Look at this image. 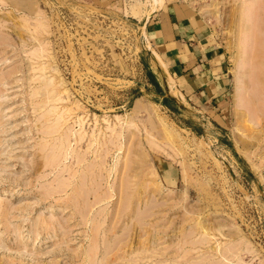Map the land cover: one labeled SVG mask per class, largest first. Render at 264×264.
<instances>
[{
	"label": "rangeland",
	"instance_id": "374dc122",
	"mask_svg": "<svg viewBox=\"0 0 264 264\" xmlns=\"http://www.w3.org/2000/svg\"><path fill=\"white\" fill-rule=\"evenodd\" d=\"M145 2L0 0V264H264V0H177L227 62L185 99Z\"/></svg>",
	"mask_w": 264,
	"mask_h": 264
},
{
	"label": "crops",
	"instance_id": "0c3cea01",
	"mask_svg": "<svg viewBox=\"0 0 264 264\" xmlns=\"http://www.w3.org/2000/svg\"><path fill=\"white\" fill-rule=\"evenodd\" d=\"M149 11L140 19L146 47L158 70L175 83L176 95L185 99L188 95L200 98L213 88L215 93L222 92L227 73L224 51L205 43L190 8L177 0H163L161 6Z\"/></svg>",
	"mask_w": 264,
	"mask_h": 264
},
{
	"label": "bare ground",
	"instance_id": "6f19581e",
	"mask_svg": "<svg viewBox=\"0 0 264 264\" xmlns=\"http://www.w3.org/2000/svg\"><path fill=\"white\" fill-rule=\"evenodd\" d=\"M146 2L145 3H147L148 4V6L150 5V7H151V5L153 6V4H154V6H155V4H157V5H161L162 4V2H163V0H145ZM153 6V7H154ZM242 8V10H241V14H240V17L241 16H244V11L246 12L247 11V9H246V6L244 5V6H242L241 7ZM241 8H239V11H240V9ZM150 9V8H149ZM153 9V8H152ZM244 9H246V10H244ZM148 10V9H147ZM39 20V19H38ZM243 24L241 23V26H242ZM241 26H240V28H241ZM44 27H45V25H44ZM41 28V27H40ZM242 28H243V26H242ZM42 29V28H41ZM33 30V29H32ZM242 30V29H241ZM238 46H239V43L237 44ZM40 50V49H39ZM256 50L258 51V52H260L261 51V49L258 47V48H256ZM36 53V52H35ZM238 54H239V50H238ZM238 54H237V56H238ZM242 53L240 52V55H241ZM237 58V57H236ZM262 63V62H261ZM257 66V65H256ZM262 66V65H261ZM237 67H238V65H237ZM257 68V67H256ZM241 69V67L239 68V70ZM45 76V75H44ZM264 76V75H263ZM239 78L240 77H238L237 76V78H236V80H237V82H236V84L237 85H239ZM41 79V78H40ZM51 79V78H50ZM50 82H51V84H53L52 82H53V79H51L50 80ZM167 83H168V87H169V90H170V92H171V94H173V95H176V89H175V86H174V84H173V82L171 81V79L170 78H168V80H167ZM263 83V82H262ZM243 84V83H242ZM239 88L240 86H236V88ZM46 90V89H45ZM137 100V99H136ZM140 104H142V103H140L139 101H136L135 102V106H134V111H136L137 109H139V108H141V106H143V105H140ZM142 109H143V107H142ZM135 114H137V112L135 113ZM242 116H244V113L242 114ZM118 118V117H117ZM131 124V123H130ZM132 125V124H131ZM162 128L163 129H165V126H162ZM136 185V184H135Z\"/></svg>",
	"mask_w": 264,
	"mask_h": 264
}]
</instances>
